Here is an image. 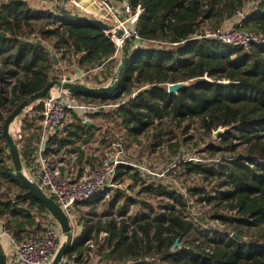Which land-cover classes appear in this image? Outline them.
<instances>
[{"label":"trees","instance_id":"trees-1","mask_svg":"<svg viewBox=\"0 0 264 264\" xmlns=\"http://www.w3.org/2000/svg\"><path fill=\"white\" fill-rule=\"evenodd\" d=\"M112 1L143 9L137 28L144 43L133 46L121 85L112 96L74 95L85 101L113 102L137 94L113 111L92 114L89 124L74 115L51 144L55 141L61 147L82 137L84 131H98V157L90 156L91 164L105 155L113 141L121 139L129 149L135 143L144 145L140 136L147 134L151 152L167 143L175 153L189 143L200 145L198 139H202L207 156L195 161L179 157L177 165L166 172L172 187L153 177L143 179L131 167L123 173L120 167L117 179H130L132 190L145 193L141 207L127 216L135 200L114 189L103 211L97 213L106 192L96 194L85 204L87 213L98 218H83L82 233L65 256L76 264H93L92 242L97 245L96 264H264V42L244 48L200 36L207 29L229 25L240 10L245 12L240 27L264 36V0ZM0 31L7 34L0 37V139L4 142L0 148V222L17 241H25L47 234L50 212L16 175L2 136L3 123L50 80L67 70L96 68L112 57L117 45L104 29L49 10L38 11L28 0H0ZM150 41L165 43L153 46ZM119 59L107 62L109 75L115 73ZM10 77L16 83L8 92L6 79ZM224 79L236 83L223 84ZM181 81L191 84L177 94L168 92L170 83ZM35 111L16 121L23 130L15 139L25 166L35 163L40 143L42 107L36 106ZM220 126L228 129L213 140V131ZM138 155L140 161L144 154ZM184 176V180L192 176L198 180L189 187V196L172 182L175 178L181 186ZM154 196L162 198L156 202L150 199ZM190 196L215 211L200 216L202 220L198 215L192 218ZM207 218L232 231L221 232L205 222ZM233 233L244 240L235 239ZM178 239L179 246L174 248Z\"/></svg>","mask_w":264,"mask_h":264},{"label":"built area","instance_id":"built-area-1","mask_svg":"<svg viewBox=\"0 0 264 264\" xmlns=\"http://www.w3.org/2000/svg\"><path fill=\"white\" fill-rule=\"evenodd\" d=\"M92 1L104 8L114 21L112 23L124 30L126 35L132 38L133 46L144 43L140 39L137 28L138 18L143 12L140 6L133 10L126 1L121 4H115L112 0ZM72 2L73 0H69V8H71L70 4ZM79 12L95 16L90 12L82 10ZM244 13L243 10L238 11L236 19L228 27H226L227 24L222 28L207 29L200 36L215 38L226 44L242 46L244 48L250 47L253 43L264 42L262 34L244 30L240 27ZM104 31L117 45L116 52L112 57L92 70L84 71L77 69L74 73L64 72L58 79L63 83L76 82L90 86H105L111 83L115 73L100 77L98 81L94 80V76L102 72L108 61L120 58L123 43L120 44L118 42L119 38L110 31ZM164 43L161 41H150L149 44L162 46ZM136 94L137 92H134L126 98H120L113 102H97L93 100L85 101L77 98L74 93L67 90L54 88L49 98L35 103L25 111V113L34 114L36 113V106L40 105L42 107L40 143L36 150L35 163L33 165L26 164L27 173L66 212L70 220L74 239L80 237L82 233V223L80 224V222L81 216L85 212H80L79 215V208L83 209L82 206H87L88 211L89 206L85 203L94 198L98 193L106 192L104 199L98 203V207L101 204L104 205L105 199L110 196L111 190L114 189L125 191L135 200L130 205L127 216L133 214L137 206L141 207L140 204L143 203V199L139 194L144 195L145 193L138 191V189L132 190L130 181L117 179L120 167H123V173H128V167H131L134 171L137 170L143 179L149 180L152 177H156L155 179L164 178L166 172L170 168H174L178 163L176 159L175 163H172L166 171L164 170L165 173L156 172L153 169L155 168L154 165L151 166L148 158L143 159V157L140 161L137 160V155L129 154V149L126 148L124 142L121 139H117L112 142L104 156L96 158L91 164H88L87 160L91 158L90 156L98 157V131H94L93 133L84 131L82 132V137H75L72 142H67L61 147L55 141L51 144L52 137L59 130L65 128V124L69 123L70 125L74 115H78L82 123L89 124L92 121V114L113 111L129 99L134 98ZM13 129L12 126V131ZM19 133L21 132L19 131ZM55 148H58V151L53 150ZM35 169H37V172L32 173ZM91 218L97 219L98 217ZM47 224V234L44 237L30 238L25 241H17L11 232L2 225L0 242L2 243L4 238H8L10 242V251H5L8 264H49L51 262L58 249L57 234L62 233V231L59 222L57 223L55 217L51 214L49 215ZM90 246V257L94 260L93 264H96L99 261V256L96 253L97 245L90 242ZM58 264L76 263L64 256Z\"/></svg>","mask_w":264,"mask_h":264},{"label":"water","instance_id":"water-1","mask_svg":"<svg viewBox=\"0 0 264 264\" xmlns=\"http://www.w3.org/2000/svg\"><path fill=\"white\" fill-rule=\"evenodd\" d=\"M69 0H56L55 8L56 14L62 17H65L73 22L84 24V25H92L95 27H100L104 30L110 31L117 38H123V45L121 48L120 60L117 65V69L113 76L111 83L108 85L101 86H90L84 83H76V82H62L60 79H52L50 82L43 88L41 91L27 97L23 100L19 106H17L5 119L3 123L2 136L8 145V150L11 155L12 162L14 164L16 175L25 183L30 192L36 197L38 200L44 204V206L48 209L51 215L55 217V219L59 222L61 231L65 236V240L58 247L54 257L52 258L49 264H58L61 259L65 256L68 248L74 241V236L72 232V227L70 224V220L66 212L61 208V206L46 192L40 187V185L32 180L27 173L25 162L21 155L20 148L17 144V141L12 133V126L14 122L24 114L26 109L35 103L47 99L50 97L51 92L54 88L59 90H67L74 94H84L91 97H106L112 96L121 85L124 72L128 66L130 60V53L133 48V41L129 35H126L124 30L117 27L113 23L105 21L103 18L90 16L87 14H83L81 12L73 11L68 7ZM7 34L3 31H0V37H6ZM54 59L58 62V58L54 55ZM223 84H234L236 82L230 79H224L222 81ZM191 82H174L168 85V92L171 94H177L181 89L189 86ZM69 126V123L65 124V128ZM228 127L220 126L218 129L213 131V136L218 138L222 133H224ZM40 226V224L38 225ZM232 236L238 240H244L243 236H240L236 233H233ZM179 246V239L176 240L174 244V248ZM0 264H8L7 254L0 242Z\"/></svg>","mask_w":264,"mask_h":264},{"label":"rangeland","instance_id":"rangeland-1","mask_svg":"<svg viewBox=\"0 0 264 264\" xmlns=\"http://www.w3.org/2000/svg\"><path fill=\"white\" fill-rule=\"evenodd\" d=\"M83 4L86 6H89L91 9H93L95 11V14H97V15H104L107 13L104 8H102L98 4L94 3L92 0H85V1H83ZM110 20H109L110 22H114L111 17H110ZM228 26L229 25H227L226 27H228ZM63 69H65V67H63ZM107 69L105 66V68H103L101 73L94 76V77H97L98 79L95 80V78H94V80L98 81L100 77H104V76L109 75L107 73L109 71V68H107ZM66 72H68V70ZM15 83H16V79L14 77H10V78L6 79V85H7L8 92H11V89ZM10 96H11V94L9 93L8 98H10ZM5 106H6V109H8L9 108V102L6 103ZM16 121L13 124L14 129H13L12 133H13L15 138H20L23 135V130L21 129V126L19 124H17ZM1 124L2 123L0 121V128H1ZM19 131L21 133H19ZM92 131H95V130H91V132ZM147 136H148L147 134L140 136V140L145 142L144 145L143 144L140 145L138 143H135L132 147L129 148L128 153L129 154L132 153L134 155H137V157H138V154L143 153L144 154V156H143L144 158L142 157L143 159H146L147 155L149 154L151 156L150 157L151 161L154 163L155 168H153V169L156 172H164V170L166 171L167 168H169L172 163H175V160L178 159L179 157L185 158L186 160L195 161V160L201 158L202 156H205V157L207 156L206 155L207 152L204 151V149H203L204 142H202V139H198L200 142V145L195 146L194 144L189 143L186 146H183L182 149H178L175 153H174V150H172L171 148H168L167 143H162L160 146L156 147L155 151L151 152V150L147 147L149 144L148 142H150L151 139L147 138ZM212 138H213V140L216 139L214 136H212ZM196 140H197V138L194 141H196ZM173 141L177 142L178 138H175ZM3 146H4V142L2 141V139H0V148ZM83 156H84V154H83ZM166 174H165L164 179H163V177H160L159 179L157 178V180L160 181L161 182L160 184H162V185L163 184H169L171 186V177L170 176L168 177ZM184 178H185V176L180 179L182 182L181 186H180V183L175 178H174L175 181H172V182H173L174 186L178 187L177 189H179V191L184 192L187 196H189V191H190L189 187L192 186L193 184L197 183L198 180H197V178H193V176L191 177V179L190 178L185 179L186 181L184 180ZM128 181H130V179H128ZM133 193H135V192H133ZM139 195L142 197L144 196L141 194H139ZM160 198H162V197L161 196H158V197L154 196V197H151L150 199H153V201L157 202L160 200ZM188 198H189V203L191 206L190 212H191L192 218H196V216L198 215L199 219L202 220L200 216H204L205 214L207 216H209L215 211V209L212 208V206H210L206 203H201V204L198 203L196 201V199L192 196H190ZM82 207H83V209L79 208V215H80V212L84 211L85 213H84V215L81 216L82 219H81L80 224L82 223V221H84L83 218L94 217L91 214L89 215L87 213V206H82ZM103 208H104L103 204L99 205V207L96 208V212L101 213L103 211ZM205 222H208V224H210L212 227L221 230V232L226 233V232L232 231L231 229L226 228L220 221H216L212 218L205 219ZM57 223H58V221H57ZM56 238H57V243H58L57 246L60 247V245L65 240V236L62 233H60V234H57Z\"/></svg>","mask_w":264,"mask_h":264},{"label":"crops","instance_id":"crops-1","mask_svg":"<svg viewBox=\"0 0 264 264\" xmlns=\"http://www.w3.org/2000/svg\"><path fill=\"white\" fill-rule=\"evenodd\" d=\"M28 1L38 11L49 10L51 13H53V12L56 13V8H55L56 0H28ZM83 1H85V0H73V2L70 4V7L74 11H81L82 10L85 12H90L97 17L110 20V16L107 13L104 15L95 14V11L93 9H91L89 6L84 5ZM230 23H232V21ZM1 228H2V224L0 222V230H1ZM2 245H3V248L5 249L6 252L10 251L9 250L10 249V242H9L8 238H4L2 240Z\"/></svg>","mask_w":264,"mask_h":264},{"label":"bare ground","instance_id":"bare-ground-1","mask_svg":"<svg viewBox=\"0 0 264 264\" xmlns=\"http://www.w3.org/2000/svg\"><path fill=\"white\" fill-rule=\"evenodd\" d=\"M118 42H119L120 44H122V43H123V38H119V39H118Z\"/></svg>","mask_w":264,"mask_h":264}]
</instances>
